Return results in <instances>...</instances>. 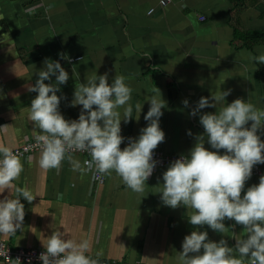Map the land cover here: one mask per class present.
I'll list each match as a JSON object with an SVG mask.
<instances>
[{
    "label": "crops",
    "instance_id": "0c3cea01",
    "mask_svg": "<svg viewBox=\"0 0 264 264\" xmlns=\"http://www.w3.org/2000/svg\"><path fill=\"white\" fill-rule=\"evenodd\" d=\"M247 53L264 54V0H174L167 7L160 0H0V127L7 125L0 128V145L13 150L31 135L42 134L28 119L38 93L27 91L25 85L36 83L49 58L69 73L57 93L66 120L79 118L82 105H70L76 84L86 83L87 75L107 73L109 84L122 75L132 89L133 118L121 121V145L148 126L146 97L157 87L167 106L160 118L165 141L154 151L188 156L195 137L205 132L200 115L215 114L224 106L192 116L201 97L231 89L225 98L230 104L238 98L248 101L253 93L251 102L264 109V63L255 64ZM55 82V76L45 81ZM137 102L143 106L140 116ZM118 110L123 118V108ZM258 135L264 141V130ZM205 147L217 151L207 138ZM219 153L226 154L223 149ZM38 158L39 152L21 158L24 170L14 185L29 189L35 199L29 203L21 197L23 231L0 236L10 248L46 250L42 240L56 231L77 242L90 240L88 255L94 259L177 264L184 237L192 231H206L210 241L224 239L233 248L235 238L246 236L244 226L234 220L226 219L227 232L218 233L207 225H191L185 206L164 205L159 191L168 167L149 178L141 195L128 189L115 172L97 186L91 172H74L67 160L58 171H45ZM260 177H251L241 195ZM5 196H11L10 190L0 193V199Z\"/></svg>",
    "mask_w": 264,
    "mask_h": 264
},
{
    "label": "clouds",
    "instance_id": "9594fccd",
    "mask_svg": "<svg viewBox=\"0 0 264 264\" xmlns=\"http://www.w3.org/2000/svg\"><path fill=\"white\" fill-rule=\"evenodd\" d=\"M246 56L255 64L264 63V54L247 53ZM61 59H68L71 63V59L63 54ZM53 76L56 82L46 84L45 81ZM38 77L34 85L26 84L25 88L38 93L28 108V119L42 133L35 136V147L40 150L39 167L45 171H58L67 160L72 171L81 174L91 172L100 178L110 177L115 172L128 189L142 195L158 163L154 159V150L165 141L160 118L167 102L160 89L153 88V94L146 97L150 101V108L144 116L148 126L141 129L138 138H127L128 146L121 149L125 140L121 135V121L129 123L133 118L132 89L124 76L116 75L109 84L107 73L99 76L94 73L87 75L86 83L76 84L70 106L82 105V109L78 120L71 121L61 114V97L57 95L59 86L67 84L69 73L58 60L46 58ZM230 93L231 89L217 90L211 97L200 98L191 112L192 116L204 108L224 106L215 114L200 115L204 134L195 137L197 142L188 156L181 155L169 165L163 173L159 193H162L164 205L173 209L185 206L189 223L193 226L207 225L225 234L228 228L224 221L234 220L244 226L246 236L235 238L233 248L224 239L210 241L206 231H192L184 237L177 264H264V175L258 184L248 187L246 194L241 195L254 166L264 164V141L258 135L264 130V109L251 102L253 93L248 101L238 98L226 104L225 98ZM183 104L187 107L188 100ZM142 107L139 102L135 104L139 116ZM120 108H123V118ZM188 135H193L190 130ZM205 138L217 151L205 147ZM221 149L226 154L221 155ZM75 152L88 153L90 159L81 162L72 155ZM23 170L20 154L0 145V193L5 189L11 193V196L0 199V236H14L23 231L25 206L21 197L29 203L35 199L29 189L14 185ZM13 189L15 197L11 198ZM42 244L46 251L40 254L39 259L43 264H99L98 259L88 255L91 251L88 239L77 242L54 231L42 240ZM0 256L10 260L8 252L0 251ZM14 261L21 264L19 258ZM28 264H31V259Z\"/></svg>",
    "mask_w": 264,
    "mask_h": 264
},
{
    "label": "built area",
    "instance_id": "2783aa9c",
    "mask_svg": "<svg viewBox=\"0 0 264 264\" xmlns=\"http://www.w3.org/2000/svg\"><path fill=\"white\" fill-rule=\"evenodd\" d=\"M174 0H160V4L162 7H167L170 5ZM202 21L206 20V17L201 18ZM35 135H31L27 140L24 142L23 145L13 149L16 153L20 154V158H26L34 153H38L40 150L39 148L35 147ZM129 140H126L123 145H121V149L128 146ZM32 147H29V146ZM74 157L76 156H85L86 159H90L88 153L85 152H75L72 154ZM181 155H167L161 151H154V159L158 161L156 168L154 169V173H156L159 169L164 167H169V165L179 159ZM264 174V165H256L253 168V174L251 177H259ZM107 176H103L100 178L93 176V182L97 185H103L106 181ZM0 251L8 252V257L10 260L6 259L5 256H0V259L5 262V264H15L17 258L21 260V264H28L29 259H31V264H43V262L39 259V256L42 252L46 251L43 249H13L7 246L4 242L0 241ZM99 264H121L117 261H103L98 260Z\"/></svg>",
    "mask_w": 264,
    "mask_h": 264
},
{
    "label": "bare ground",
    "instance_id": "6f19581e",
    "mask_svg": "<svg viewBox=\"0 0 264 264\" xmlns=\"http://www.w3.org/2000/svg\"><path fill=\"white\" fill-rule=\"evenodd\" d=\"M4 264V263H3Z\"/></svg>",
    "mask_w": 264,
    "mask_h": 264
}]
</instances>
